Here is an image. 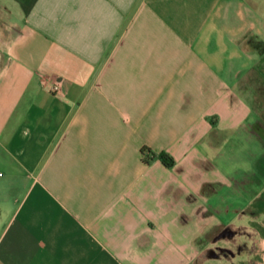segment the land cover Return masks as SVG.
I'll return each mask as SVG.
<instances>
[{"label": "crops", "instance_id": "crops-1", "mask_svg": "<svg viewBox=\"0 0 264 264\" xmlns=\"http://www.w3.org/2000/svg\"><path fill=\"white\" fill-rule=\"evenodd\" d=\"M263 58L264 0H0V264L221 259L206 221L264 217Z\"/></svg>", "mask_w": 264, "mask_h": 264}, {"label": "rangeland", "instance_id": "rangeland-1", "mask_svg": "<svg viewBox=\"0 0 264 264\" xmlns=\"http://www.w3.org/2000/svg\"><path fill=\"white\" fill-rule=\"evenodd\" d=\"M262 82L264 79L256 72L253 71L247 75V77L243 81V87L245 88H253V104L257 111H264V88L262 87ZM228 192V191H226ZM251 200L249 195H245L243 198L238 197V206L231 204L232 208L228 207L227 211L223 210V212L219 215H215V222L212 224L209 221H206L202 228H207L204 237L199 240L200 248H210L214 250V252L219 253L222 257L221 259H213L206 261V264H245V253L249 249V244L251 241L262 240V232L264 228V217L262 216L260 219L256 220L255 225L252 226L251 215L245 213V205ZM226 200L224 201L225 204ZM229 206V205H228ZM237 210V213L234 211ZM228 212V213H226ZM230 212V213H229ZM233 212V213H232ZM212 221V220H211ZM211 224V226H209ZM232 224V226L241 225L240 229H238V236L236 237V242L230 240L227 236L224 237L222 241L218 244L214 243V239L217 236L219 231H222L225 228H228ZM247 243V244H245ZM218 245H221V249L216 248ZM256 249L257 246H254ZM261 248V247H259ZM236 253V258L234 259L233 255ZM264 254V250L260 249L257 254ZM243 254V255H242ZM241 255V256H240ZM231 259L232 261H230ZM243 260V261H242Z\"/></svg>", "mask_w": 264, "mask_h": 264}, {"label": "trees", "instance_id": "trees-1", "mask_svg": "<svg viewBox=\"0 0 264 264\" xmlns=\"http://www.w3.org/2000/svg\"><path fill=\"white\" fill-rule=\"evenodd\" d=\"M263 79H264V58L261 63L257 65L254 69ZM262 87L264 88V82H262ZM264 122V111H261V121L258 123ZM143 154L145 155V160L148 162L151 159L157 157L159 158L167 167H173L175 162L174 159L165 152L155 153L151 149L143 148Z\"/></svg>", "mask_w": 264, "mask_h": 264}, {"label": "built area", "instance_id": "built-area-1", "mask_svg": "<svg viewBox=\"0 0 264 264\" xmlns=\"http://www.w3.org/2000/svg\"><path fill=\"white\" fill-rule=\"evenodd\" d=\"M55 89H57V87H54Z\"/></svg>", "mask_w": 264, "mask_h": 264}]
</instances>
